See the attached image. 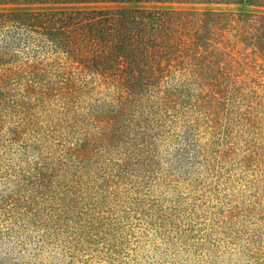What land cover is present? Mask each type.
<instances>
[{
    "label": "trees",
    "instance_id": "trees-1",
    "mask_svg": "<svg viewBox=\"0 0 264 264\" xmlns=\"http://www.w3.org/2000/svg\"><path fill=\"white\" fill-rule=\"evenodd\" d=\"M175 1L0 0V264H264V12L90 6Z\"/></svg>",
    "mask_w": 264,
    "mask_h": 264
},
{
    "label": "rangeland",
    "instance_id": "rangeland-1",
    "mask_svg": "<svg viewBox=\"0 0 264 264\" xmlns=\"http://www.w3.org/2000/svg\"><path fill=\"white\" fill-rule=\"evenodd\" d=\"M224 0H221L219 3H208L207 0H180L171 3H154V2H142V3H125V4H92L90 6H98V7H140V8H148V9H175V10H192L198 13L208 11L213 13H221L224 12L228 14L226 19L223 17L212 16V21L214 22V30H209L210 28H203L204 32L212 31L215 32L216 35H222L224 41H228L234 33H242L244 30L243 25H237L235 20L237 18L238 13H263L264 12V3L263 6H249L247 4H227L223 3ZM28 8V6H25ZM30 7V6H29ZM35 7L34 9H40L41 6H31ZM42 9H49L48 6L42 7ZM229 15H234L233 19L229 18ZM243 36V35H241ZM228 39V40H227ZM231 46V41L229 42ZM242 46V45H239ZM254 49L249 46L245 49H240V52H245L243 57L245 60L241 59L237 54L238 65L236 64L238 75V79H242L244 74L247 73L249 77L256 78L258 80L264 81V54L263 53H253ZM232 53H235L234 47L229 49ZM246 64L244 61H246ZM259 69H262L261 71ZM260 71L261 73H258ZM257 72V73H256ZM108 113L103 112L102 116H106Z\"/></svg>",
    "mask_w": 264,
    "mask_h": 264
}]
</instances>
